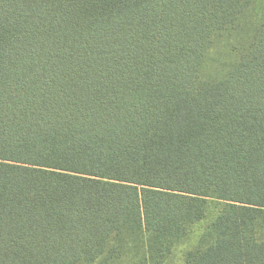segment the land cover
Segmentation results:
<instances>
[{"label":"trees","instance_id":"trees-1","mask_svg":"<svg viewBox=\"0 0 264 264\" xmlns=\"http://www.w3.org/2000/svg\"><path fill=\"white\" fill-rule=\"evenodd\" d=\"M264 264L261 0H0V264Z\"/></svg>","mask_w":264,"mask_h":264},{"label":"rangeland","instance_id":"rangeland-1","mask_svg":"<svg viewBox=\"0 0 264 264\" xmlns=\"http://www.w3.org/2000/svg\"><path fill=\"white\" fill-rule=\"evenodd\" d=\"M261 1L262 4H264V0ZM216 214L217 206L214 203L209 204L205 218L195 223L191 227L188 235L176 244L169 258V264H184L185 252L189 249L198 246L201 243L202 237L209 231ZM209 240L210 235L206 234V241Z\"/></svg>","mask_w":264,"mask_h":264}]
</instances>
